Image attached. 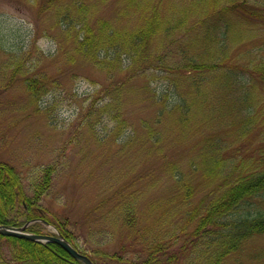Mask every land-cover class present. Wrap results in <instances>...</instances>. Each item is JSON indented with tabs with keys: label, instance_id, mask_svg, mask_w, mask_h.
<instances>
[{
	"label": "rangeland",
	"instance_id": "obj_1",
	"mask_svg": "<svg viewBox=\"0 0 264 264\" xmlns=\"http://www.w3.org/2000/svg\"><path fill=\"white\" fill-rule=\"evenodd\" d=\"M55 1L78 14L74 0H51L52 5L45 11L41 5L46 0H0V160L17 168L29 195L33 194L40 171L53 165L51 186L41 200L43 208L53 220L68 217L69 229L80 240L89 230H96L98 236L93 240L106 251L118 249L124 230L118 229L115 217L101 219L100 209L95 213L91 209L101 200L102 208L108 209L120 196L134 197L141 213L156 219L154 229H159L164 221L162 228L182 231L184 235L186 216L220 194L216 177L207 179L204 171L196 170L202 160L200 151L209 141L220 140L229 158L248 152L255 155V160L262 159L264 80L248 71L245 74L242 68L264 62L263 23L236 13L252 32L248 33L241 29L239 21L231 22V31L245 34L242 40L231 41L228 52L231 65L238 69L237 80L241 81L233 88L234 94L232 88L231 94L215 89L223 85V80L224 87L228 85L226 77L219 79L217 87L208 83L211 94L207 98H186L188 119L179 125V114L168 108L160 111L155 97L172 86L173 75H162V71L157 73L149 66L148 71L156 72L153 79L125 80L120 99L123 124L116 129V122L109 116L86 119L84 111L91 104L97 108L109 102L106 90L121 76L99 70L80 56L74 60L66 58V52H74V43L60 38L64 25L57 21ZM78 1L84 5L83 14L85 18L89 16L90 23L98 17H105L116 26L138 21V14H131L134 10L129 9L133 7L129 0ZM155 1L158 3L151 8L164 14L167 0ZM249 1L264 5V0ZM27 77L44 80L46 86L42 85L39 96L30 95ZM248 87L255 96L251 104L240 105L237 110L233 101L239 98L229 97ZM178 88L187 90V82ZM253 108L256 119L242 135L236 126L243 120L238 112ZM157 116L159 123H155ZM88 123L93 125L91 129ZM254 206L264 210V200L254 197ZM191 218L194 221L197 217ZM42 231L56 230L46 225ZM181 242L179 237L177 244ZM12 259L8 243L1 241L0 264H11ZM263 263L264 234L253 237L226 261Z\"/></svg>",
	"mask_w": 264,
	"mask_h": 264
},
{
	"label": "trees",
	"instance_id": "obj_2",
	"mask_svg": "<svg viewBox=\"0 0 264 264\" xmlns=\"http://www.w3.org/2000/svg\"><path fill=\"white\" fill-rule=\"evenodd\" d=\"M129 1L133 6L129 9L134 10L131 14H138V21L119 26L105 17H98L95 23H90L89 16L85 18L83 14L81 1L74 0L78 14H74L71 7L57 5L55 1L53 10L56 9L57 21L64 25L60 38L64 42L71 39L74 43V52L72 55L66 52V58L74 60L80 56L99 70L121 76L106 90L110 101L97 108L91 104L84 111L86 119L107 115L116 122V129L121 127L120 99L123 98L125 80L132 77L153 79L159 70L162 75H173L172 86L155 95L160 111L168 108V111L179 114V125L188 119L186 98H207L208 93L211 94L208 83L217 87L219 79L226 77L228 85L224 87L223 80V85L215 89L230 93L232 88L234 94L233 88L241 81L237 80L238 69L231 65L228 52L231 41H240L245 34L231 31V22L239 21L243 26L241 29L252 33L236 13L259 20L264 26V9L260 8L264 5L249 0H167L166 11L161 14L151 8L158 1ZM51 5V0H46L41 10L45 11ZM251 65L242 68L244 73L248 71L264 80V62L260 60ZM149 66H153L156 72L148 71ZM178 81L182 84L186 81L188 89L181 91ZM26 85L32 97L39 96L42 85L46 86L40 77H27ZM254 96L248 87L229 98H239L233 101L238 110L240 105L251 104ZM171 97L176 100L168 101ZM238 113L243 120L236 126L245 135L256 119V109ZM160 121V116H157L155 123ZM88 124L91 129L93 125ZM225 149L220 140L214 139L200 151L202 160L196 170L204 171L207 179L216 177L220 194L186 216L188 224L184 235L182 231L177 233L175 229L162 228L164 221L159 229H154L156 219L144 216L134 197L120 196L108 209L102 208L104 200L91 209L93 213L100 209L101 219L115 217L116 224L120 226L118 229L124 230L118 249L106 251L94 242L98 236L96 230H89L88 235L80 240L69 229L68 217L53 220L43 208L41 200L51 186L55 172L53 165L40 171L37 182L33 184V194L29 195L17 168L1 160L0 223L22 225L27 220L42 217L54 223L77 249L90 254L96 264H226L227 259L244 248L253 237L264 234V210L254 206V197L264 200V148L260 153L262 159L258 157L257 160L248 152L236 159L229 158L224 154ZM180 175L177 173L176 176ZM191 217L197 218L192 221ZM43 228L44 223L38 221L32 223L28 230L42 232ZM179 237L182 242L177 244ZM1 241H6L10 247L11 264H83L54 242H36L0 234V245Z\"/></svg>",
	"mask_w": 264,
	"mask_h": 264
},
{
	"label": "water",
	"instance_id": "obj_3",
	"mask_svg": "<svg viewBox=\"0 0 264 264\" xmlns=\"http://www.w3.org/2000/svg\"><path fill=\"white\" fill-rule=\"evenodd\" d=\"M49 224L48 222H46ZM28 224L23 226H13L11 224H0V234L6 236H17L34 241L41 242H55L62 246L69 254L74 258L81 260L84 264H95L93 260L86 254L79 252L60 232L57 235L54 234H37L26 231Z\"/></svg>",
	"mask_w": 264,
	"mask_h": 264
}]
</instances>
